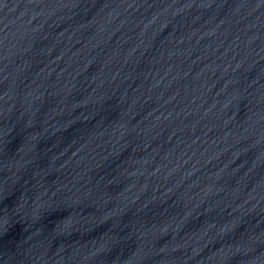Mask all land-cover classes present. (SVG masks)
Returning <instances> with one entry per match:
<instances>
[{"label":"water","instance_id":"95a60500","mask_svg":"<svg viewBox=\"0 0 264 264\" xmlns=\"http://www.w3.org/2000/svg\"><path fill=\"white\" fill-rule=\"evenodd\" d=\"M0 264H264V0H0Z\"/></svg>","mask_w":264,"mask_h":264}]
</instances>
